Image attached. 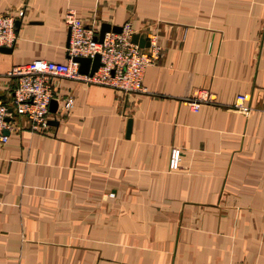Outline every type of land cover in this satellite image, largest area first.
I'll return each instance as SVG.
<instances>
[{
    "label": "crops",
    "instance_id": "crops-1",
    "mask_svg": "<svg viewBox=\"0 0 264 264\" xmlns=\"http://www.w3.org/2000/svg\"><path fill=\"white\" fill-rule=\"evenodd\" d=\"M67 10L96 31L152 28L159 55L143 92L49 77L59 103L42 132L12 112L0 264H264V0H0L17 20L0 51L8 106L11 66L66 60ZM200 88L215 97L193 110Z\"/></svg>",
    "mask_w": 264,
    "mask_h": 264
},
{
    "label": "built area",
    "instance_id": "built-area-1",
    "mask_svg": "<svg viewBox=\"0 0 264 264\" xmlns=\"http://www.w3.org/2000/svg\"><path fill=\"white\" fill-rule=\"evenodd\" d=\"M14 18L12 12H0V46L13 44ZM62 20L69 32L65 61L33 58L28 62L13 65L7 71L8 75L14 76L15 85L10 106L0 100V143H4L8 133L15 128L10 120L12 112L22 115L31 131L42 132L48 126L49 100L55 97L56 106L59 103L58 97L50 88L51 76L109 85L124 93L145 91L141 83L143 69L157 59L160 50L154 29L150 28L143 33L148 39V44L139 46L131 41L134 31L128 22H124L118 32L104 31L101 40H98L95 37L96 29L83 23L72 10L65 11ZM95 53L99 55L97 67L90 73L79 71L78 63L72 57L79 55L91 58ZM192 96L187 100V104L193 110L201 102L211 101L215 97L214 93L204 88L196 89ZM244 99V94H236L231 107L243 112L249 110L250 107L244 104ZM70 103L71 97L67 96L61 100L60 105L67 108ZM178 160L179 148L171 146L168 168H177Z\"/></svg>",
    "mask_w": 264,
    "mask_h": 264
},
{
    "label": "water",
    "instance_id": "water-1",
    "mask_svg": "<svg viewBox=\"0 0 264 264\" xmlns=\"http://www.w3.org/2000/svg\"><path fill=\"white\" fill-rule=\"evenodd\" d=\"M17 21V20H16ZM16 21L14 23L16 24ZM111 30L118 32L120 30V25L115 24H109L108 22H100L99 28L97 31V35L95 36L98 40H101L103 32ZM68 41V39H67ZM131 41L136 42L139 46H145L148 44V39L145 35L139 32H133L131 34ZM9 47L6 46H0V51H9ZM75 61L78 63V70L81 72H91L93 71L97 65L99 64V55L95 53L91 58L85 57V56H73L72 57ZM56 107V100L54 98H51L48 103V109L49 111H54ZM10 110V108H8ZM48 123H55L54 120L48 119ZM129 129V119H127V125H126V133Z\"/></svg>",
    "mask_w": 264,
    "mask_h": 264
}]
</instances>
